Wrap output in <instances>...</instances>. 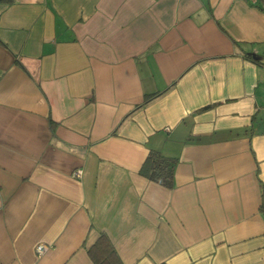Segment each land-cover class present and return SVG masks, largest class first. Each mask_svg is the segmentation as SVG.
I'll list each match as a JSON object with an SVG mask.
<instances>
[{"label": "crops", "instance_id": "1", "mask_svg": "<svg viewBox=\"0 0 264 264\" xmlns=\"http://www.w3.org/2000/svg\"><path fill=\"white\" fill-rule=\"evenodd\" d=\"M261 5L0 0V264H264Z\"/></svg>", "mask_w": 264, "mask_h": 264}, {"label": "trees", "instance_id": "2", "mask_svg": "<svg viewBox=\"0 0 264 264\" xmlns=\"http://www.w3.org/2000/svg\"><path fill=\"white\" fill-rule=\"evenodd\" d=\"M260 7L264 10V5ZM175 165L174 157L165 156L156 150H149L139 169V174L166 188H172ZM88 253L94 264H122L109 238L104 233L99 235Z\"/></svg>", "mask_w": 264, "mask_h": 264}, {"label": "built area", "instance_id": "3", "mask_svg": "<svg viewBox=\"0 0 264 264\" xmlns=\"http://www.w3.org/2000/svg\"><path fill=\"white\" fill-rule=\"evenodd\" d=\"M251 1H255V0H251ZM73 177H80L81 176V171L80 170H75L72 173ZM46 249V245L40 243L35 247V250L37 252L38 255L42 254Z\"/></svg>", "mask_w": 264, "mask_h": 264}]
</instances>
